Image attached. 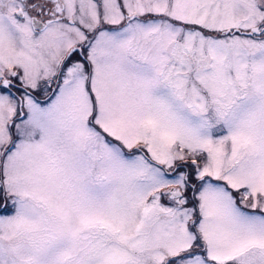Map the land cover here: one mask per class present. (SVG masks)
<instances>
[{"label": "snow or ice", "instance_id": "6c2138e0", "mask_svg": "<svg viewBox=\"0 0 264 264\" xmlns=\"http://www.w3.org/2000/svg\"><path fill=\"white\" fill-rule=\"evenodd\" d=\"M0 264H264V0H0Z\"/></svg>", "mask_w": 264, "mask_h": 264}]
</instances>
